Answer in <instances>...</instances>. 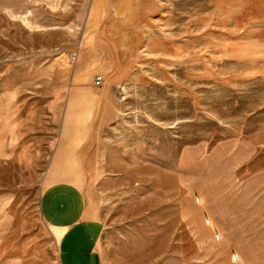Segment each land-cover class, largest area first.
Masks as SVG:
<instances>
[{"label":"rangeland","instance_id":"rangeland-1","mask_svg":"<svg viewBox=\"0 0 264 264\" xmlns=\"http://www.w3.org/2000/svg\"><path fill=\"white\" fill-rule=\"evenodd\" d=\"M62 148L103 264H264V0H0V264Z\"/></svg>","mask_w":264,"mask_h":264},{"label":"crops","instance_id":"crops-1","mask_svg":"<svg viewBox=\"0 0 264 264\" xmlns=\"http://www.w3.org/2000/svg\"><path fill=\"white\" fill-rule=\"evenodd\" d=\"M64 158L62 148L47 174L43 218L56 241L61 264H103L100 241L105 226L89 214L82 190L73 182V175L63 169Z\"/></svg>","mask_w":264,"mask_h":264},{"label":"built area","instance_id":"built-area-1","mask_svg":"<svg viewBox=\"0 0 264 264\" xmlns=\"http://www.w3.org/2000/svg\"><path fill=\"white\" fill-rule=\"evenodd\" d=\"M102 84V79H98V85L101 86Z\"/></svg>","mask_w":264,"mask_h":264}]
</instances>
